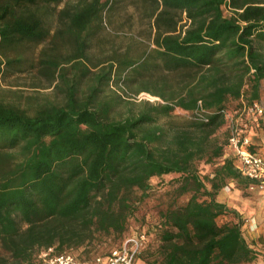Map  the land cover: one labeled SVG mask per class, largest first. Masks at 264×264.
Masks as SVG:
<instances>
[{
    "label": "trees",
    "instance_id": "16d2710c",
    "mask_svg": "<svg viewBox=\"0 0 264 264\" xmlns=\"http://www.w3.org/2000/svg\"><path fill=\"white\" fill-rule=\"evenodd\" d=\"M262 81L264 0H0V264H93L139 233L134 264H264L219 198L249 185L229 122ZM126 85L161 103L134 112Z\"/></svg>",
    "mask_w": 264,
    "mask_h": 264
},
{
    "label": "built area",
    "instance_id": "2783aa9c",
    "mask_svg": "<svg viewBox=\"0 0 264 264\" xmlns=\"http://www.w3.org/2000/svg\"><path fill=\"white\" fill-rule=\"evenodd\" d=\"M264 108L258 102L244 104L234 112L230 119L228 144L239 162L240 175L252 183L257 189L264 191V156L248 150L249 141L246 132L251 122L262 119ZM146 243V237L139 233L126 237L117 247L112 248L106 255L96 257L93 264H134L137 255ZM264 255V235L260 244ZM51 250L42 254L46 264H81L71 254L49 256Z\"/></svg>",
    "mask_w": 264,
    "mask_h": 264
},
{
    "label": "rangeland",
    "instance_id": "374dc122",
    "mask_svg": "<svg viewBox=\"0 0 264 264\" xmlns=\"http://www.w3.org/2000/svg\"><path fill=\"white\" fill-rule=\"evenodd\" d=\"M9 85H15V86H9ZM29 81L26 78H19V79H8L5 81H2L1 88L2 89H12V90H19L23 92L24 95L31 94V93H37L39 94H45L50 93L51 89L47 90H37L30 87ZM124 89V90H123ZM123 89H117L118 93L126 100V101H132L134 103L133 110L134 112L140 108L139 103L143 101H148L149 103H161L160 99L156 97H152L147 93H140L138 95H134L133 88L131 86H124ZM38 91V92H37ZM0 94H6L4 92H0ZM259 104L264 108V81L261 83L260 88V98L258 101ZM127 107L121 106L120 110L122 113V116L126 114ZM183 116H175L173 117V121L177 123H181L183 121ZM264 120L261 122L260 127H263ZM264 129V128H263ZM226 133L224 130V127L218 130L216 133V137L220 140H223L226 138ZM204 165L200 164V168L202 169ZM161 195V194H159ZM219 198L222 199L224 202L228 204L229 207L242 211L243 215L246 217L257 215L259 214V211L261 213H264V200L262 199V195L258 194V191L256 189L251 188V186L247 187H240L237 186L235 182H229L220 192H219ZM157 198H153L152 200H148L143 208H141V213H150L153 211V207L158 204ZM142 215V214H139ZM138 224H129L128 230H133L135 227H137ZM100 243L102 244L100 246L101 251H104L105 249H102V247H112L113 243L116 242V238L114 236H106L99 238ZM112 245V246H111ZM105 252V251H104ZM77 254V253H75Z\"/></svg>",
    "mask_w": 264,
    "mask_h": 264
},
{
    "label": "crops",
    "instance_id": "0c3cea01",
    "mask_svg": "<svg viewBox=\"0 0 264 264\" xmlns=\"http://www.w3.org/2000/svg\"><path fill=\"white\" fill-rule=\"evenodd\" d=\"M246 138L248 139L249 144L253 147L255 153L264 156L263 127H260V124H251L246 132ZM249 185L251 186V188L256 189V191H258V194L262 195V199L264 200V191L257 189L256 185L251 181L249 182ZM237 211L244 218V225L242 229L244 236L253 243L257 251L262 252L259 246L264 235V213H261V211H259V214L257 215L246 217L245 215H243L242 211ZM250 264L263 263L261 260H258Z\"/></svg>",
    "mask_w": 264,
    "mask_h": 264
}]
</instances>
